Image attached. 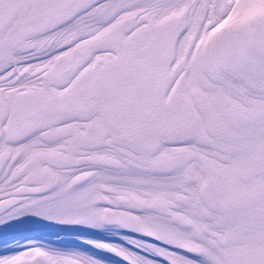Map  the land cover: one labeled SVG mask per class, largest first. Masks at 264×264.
I'll return each mask as SVG.
<instances>
[{
  "label": "snow or ice",
  "instance_id": "6c2138e0",
  "mask_svg": "<svg viewBox=\"0 0 264 264\" xmlns=\"http://www.w3.org/2000/svg\"><path fill=\"white\" fill-rule=\"evenodd\" d=\"M0 264H264V0H0Z\"/></svg>",
  "mask_w": 264,
  "mask_h": 264
}]
</instances>
